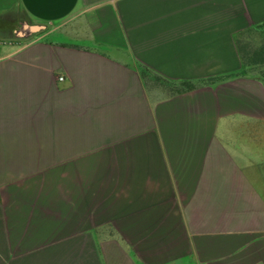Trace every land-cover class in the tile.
<instances>
[{
  "label": "crops",
  "instance_id": "obj_1",
  "mask_svg": "<svg viewBox=\"0 0 264 264\" xmlns=\"http://www.w3.org/2000/svg\"><path fill=\"white\" fill-rule=\"evenodd\" d=\"M253 28L264 0H0V264H264Z\"/></svg>",
  "mask_w": 264,
  "mask_h": 264
},
{
  "label": "rangeland",
  "instance_id": "obj_2",
  "mask_svg": "<svg viewBox=\"0 0 264 264\" xmlns=\"http://www.w3.org/2000/svg\"><path fill=\"white\" fill-rule=\"evenodd\" d=\"M18 28V35L13 41L21 44L29 43L40 39L44 27L40 24L32 23L30 20L22 21ZM239 48L241 52V68L236 70L233 76L237 74H251L255 76L264 75V28H253L244 31L239 36ZM219 78H226L217 77ZM195 82H187L186 86H191ZM182 86V85H180Z\"/></svg>",
  "mask_w": 264,
  "mask_h": 264
},
{
  "label": "built area",
  "instance_id": "obj_3",
  "mask_svg": "<svg viewBox=\"0 0 264 264\" xmlns=\"http://www.w3.org/2000/svg\"><path fill=\"white\" fill-rule=\"evenodd\" d=\"M60 80H63V77H60Z\"/></svg>",
  "mask_w": 264,
  "mask_h": 264
}]
</instances>
